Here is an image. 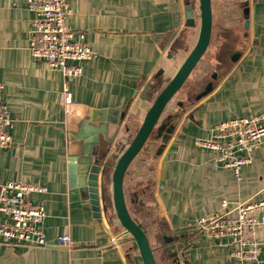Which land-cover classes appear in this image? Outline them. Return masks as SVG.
Here are the masks:
<instances>
[{"label": "crops", "instance_id": "1", "mask_svg": "<svg viewBox=\"0 0 264 264\" xmlns=\"http://www.w3.org/2000/svg\"><path fill=\"white\" fill-rule=\"evenodd\" d=\"M68 1L65 24L74 39L84 35L95 55L82 61L81 74L65 92L60 71L30 53L35 14L26 0H0V101L13 119V142L0 150V186L21 180L46 188L30 194L46 212L41 225L46 244L0 243V264H142L113 209L98 219L88 201L69 195L68 159L84 153L83 137L100 140L99 130L113 138L111 152L129 143L154 99L143 94L147 81L161 68L166 81L175 66L177 54L170 48L190 28L185 6L183 0ZM239 1L236 9H221L220 17L212 9L206 51L216 40L211 62L217 77L203 79L207 85L196 87L189 105L167 107L166 114L178 112L171 135L145 145L125 173L129 212L152 239L157 264H251L233 258L226 239L195 225L223 199L231 204L264 199V147L252 151L236 179L229 169L214 167L212 151L193 145L220 121L264 111V0ZM196 40L184 48L187 54ZM65 234L68 246L58 241ZM255 238L258 259L264 260V225Z\"/></svg>", "mask_w": 264, "mask_h": 264}, {"label": "built area", "instance_id": "2", "mask_svg": "<svg viewBox=\"0 0 264 264\" xmlns=\"http://www.w3.org/2000/svg\"><path fill=\"white\" fill-rule=\"evenodd\" d=\"M26 2L35 14L29 37L30 53L35 60L44 61L60 71L66 92L69 81L81 74L82 61L91 59L95 53L82 41V33L74 39V32L66 26V18L71 13L68 0ZM71 108L67 103L66 111ZM12 123L7 105L0 101V150L9 148L13 142L9 131ZM193 145L212 151L214 167L227 168L240 179L242 167L251 162L252 151L264 147V111L220 121L211 127L207 137L195 138ZM45 191L46 188L38 183L21 180L0 186V243L46 244L41 226L46 217L44 206L30 198L32 192ZM195 225L211 237L226 239L224 245L230 248L237 261L264 264V260L258 259L260 242L255 238L257 230L264 225V199L234 204L223 199L216 212L200 217ZM58 241L66 246L71 243L67 234L58 237Z\"/></svg>", "mask_w": 264, "mask_h": 264}, {"label": "water", "instance_id": "3", "mask_svg": "<svg viewBox=\"0 0 264 264\" xmlns=\"http://www.w3.org/2000/svg\"><path fill=\"white\" fill-rule=\"evenodd\" d=\"M194 6L185 5L186 25L194 26ZM199 32L196 43L183 59L171 78L166 80L162 86V75L164 69H159L154 79L159 82L147 81L143 94L149 93L154 96L152 104L145 113V116L137 131L125 145H119L116 151L111 152L113 138L104 137V131L99 130L103 137H83L86 148L84 153L77 157L68 159V187L69 195L74 199L88 201L91 205L93 217L100 219L101 214L106 217L108 210H114L116 218L134 240L142 264H157L150 246L148 236L144 227L138 223L130 214L124 194V177L127 168L137 154L144 148L148 140L156 131L158 139L165 127L164 111L171 99L181 89L182 85L191 74L197 63L206 51L212 30V5L211 0H198ZM246 15V14H245ZM246 24L248 22L247 15ZM181 47L176 48V51ZM169 58L172 55L168 56ZM165 80V79H164ZM160 83V84H158ZM210 86L201 93L206 94ZM199 96V97H200ZM181 106V103H178ZM168 133L161 137L164 143L168 139ZM170 241L169 238H165Z\"/></svg>", "mask_w": 264, "mask_h": 264}, {"label": "rangeland", "instance_id": "4", "mask_svg": "<svg viewBox=\"0 0 264 264\" xmlns=\"http://www.w3.org/2000/svg\"><path fill=\"white\" fill-rule=\"evenodd\" d=\"M183 4H184V6L186 4H191L194 6L193 16L195 18V24H194V26H190V28H186V27L183 28L186 30L185 31L183 30V32H182L183 33L182 34V37H183L182 41L181 42L179 41V43L177 42V44L174 47L170 48V50H171L170 53L177 54V55H175V58H174L175 59V63H174L175 66L172 68L173 71L178 68V66L180 65V63L184 59V56L187 54L186 49L184 50V48H188V47L192 46L193 42H195L196 34L198 33V29H199V18L197 17L198 0H183ZM211 5L213 6L212 9L215 11L216 16L220 17L221 16V13H220L221 9L226 8V6L227 7L233 6V9H236V7L238 8L240 6V1L239 0H234V1H232V0H211ZM185 14H186V11L184 8V16H185ZM191 28H193V30ZM177 46L181 47V50L176 51ZM215 51H217L216 40L212 39L211 46L206 51L205 55L203 54L204 55L203 58H201V60L198 62L196 67L193 69L191 74L188 76V78L186 79V81L182 85L181 89L176 93V95L169 102V104L167 106L169 111L176 108L179 102H182V103H185L186 105H189V102L191 101L190 96L193 93V91L196 89V87L198 86L199 83H202L203 79L209 77L210 73L214 69V67L212 65L213 63L211 61H212L213 56H214V58H216L215 57ZM169 55H171V54H169ZM172 69L169 70L168 76L165 77V78H167V80L173 75ZM165 82L166 81H164L163 83H165ZM166 111L167 110L164 111V115L166 114ZM153 141H154L153 137H151L148 140V142L146 143V145L148 146L150 143H153ZM124 194H125L127 205L129 207V210H130L128 193H127L125 188H124ZM131 214H133V213L131 212ZM147 236H148L150 246L153 249L154 257H155V259H158V254H157L156 249H154V247H153L154 244L152 242V239L150 238V236L148 234H147Z\"/></svg>", "mask_w": 264, "mask_h": 264}, {"label": "flooded vegetation", "instance_id": "5", "mask_svg": "<svg viewBox=\"0 0 264 264\" xmlns=\"http://www.w3.org/2000/svg\"><path fill=\"white\" fill-rule=\"evenodd\" d=\"M245 11H246V9H245ZM210 76L217 77V73L211 72ZM198 85L202 86V89H203V88H205L207 83H205V84L199 83ZM179 103L183 104L182 102H179ZM165 117H168V118H166V120H164L165 127L162 130V132L160 133L158 140H161V137L167 133V130H170V133H168V137L171 135L172 131L175 128V123H176L175 118L178 117V112L173 111L172 113L166 114L164 116V119H165ZM156 135H157V133H156V131H154V134L151 137H156Z\"/></svg>", "mask_w": 264, "mask_h": 264}, {"label": "trees", "instance_id": "6", "mask_svg": "<svg viewBox=\"0 0 264 264\" xmlns=\"http://www.w3.org/2000/svg\"><path fill=\"white\" fill-rule=\"evenodd\" d=\"M175 46V44L174 45H172V47H174ZM177 48H178V46H177ZM153 83H155V82H159V79H154L153 81H152ZM158 84H160V83H158ZM175 261L177 262V260L175 259Z\"/></svg>", "mask_w": 264, "mask_h": 264}]
</instances>
